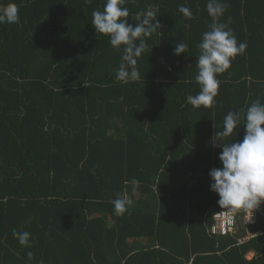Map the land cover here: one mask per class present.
I'll return each mask as SVG.
<instances>
[{
    "label": "trees",
    "instance_id": "16d2710c",
    "mask_svg": "<svg viewBox=\"0 0 264 264\" xmlns=\"http://www.w3.org/2000/svg\"><path fill=\"white\" fill-rule=\"evenodd\" d=\"M9 2L19 21L0 24V264H264L263 214L245 225L239 213L233 234L207 231L226 209L210 190L222 166L210 138L229 111L264 103V0H220L219 22L247 47L217 74L211 108L187 103L200 91L208 0H125L130 24L149 8L160 24L129 83L115 78L125 46L91 24L106 0ZM179 42L188 50L177 56ZM243 137L242 122L226 142ZM117 192L132 200L123 215Z\"/></svg>",
    "mask_w": 264,
    "mask_h": 264
},
{
    "label": "clouds",
    "instance_id": "9594fccd",
    "mask_svg": "<svg viewBox=\"0 0 264 264\" xmlns=\"http://www.w3.org/2000/svg\"><path fill=\"white\" fill-rule=\"evenodd\" d=\"M124 2L125 0H106L103 11L92 12L91 24L97 34L109 37L113 48L125 46L115 78L118 82L129 83L141 78L135 65L137 58L148 49L144 37L155 32L160 24L155 19L156 10L151 8L137 12L133 18L135 24H130L129 20L123 19L129 16L128 8L122 7ZM226 8L227 5L220 0H208L206 4L212 23L197 44L199 55L196 60L198 73L195 81L200 86V91L194 96L187 97V103L195 108L201 106L211 108L215 104L214 98L218 95L220 85L217 74L227 71L232 60L243 54L247 47L245 42H237L228 23L219 22ZM179 11L186 17L192 15L191 10L183 5ZM18 13L19 8L15 3L0 4V24L17 23ZM187 50L188 44L179 42L176 43L173 54L179 56ZM242 122L243 140L227 143L226 138ZM209 143L211 147L222 149L219 153L222 166L209 171L212 181L210 190L218 195V205L228 209L230 214L241 209L253 214V211L264 202V103L258 98L247 106L246 110L229 111L223 118V130L216 131ZM130 183L131 192L135 195L140 187V181L133 178ZM114 195L115 199L110 202L115 214L123 215L132 204V200L127 192H117ZM13 236L21 245H29L31 236L29 232L13 230ZM32 255L31 252L28 253L29 258Z\"/></svg>",
    "mask_w": 264,
    "mask_h": 264
},
{
    "label": "built area",
    "instance_id": "2783aa9c",
    "mask_svg": "<svg viewBox=\"0 0 264 264\" xmlns=\"http://www.w3.org/2000/svg\"><path fill=\"white\" fill-rule=\"evenodd\" d=\"M239 213L243 216V223L245 225L253 223L255 221L257 213L264 215V202H262L258 209L250 212H245L244 210H237L234 213H229L228 209L219 210L212 215V224L207 228L208 234L225 236L227 234H233L235 232V224ZM251 235H245L239 241L246 240Z\"/></svg>",
    "mask_w": 264,
    "mask_h": 264
},
{
    "label": "rangeland",
    "instance_id": "374dc122",
    "mask_svg": "<svg viewBox=\"0 0 264 264\" xmlns=\"http://www.w3.org/2000/svg\"><path fill=\"white\" fill-rule=\"evenodd\" d=\"M248 257H251V254L250 253L248 254Z\"/></svg>",
    "mask_w": 264,
    "mask_h": 264
},
{
    "label": "crops",
    "instance_id": "0c3cea01",
    "mask_svg": "<svg viewBox=\"0 0 264 264\" xmlns=\"http://www.w3.org/2000/svg\"><path fill=\"white\" fill-rule=\"evenodd\" d=\"M251 254V256H252V253H250ZM248 257V256H247ZM248 258H250V257H248Z\"/></svg>",
    "mask_w": 264,
    "mask_h": 264
}]
</instances>
